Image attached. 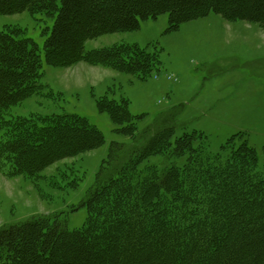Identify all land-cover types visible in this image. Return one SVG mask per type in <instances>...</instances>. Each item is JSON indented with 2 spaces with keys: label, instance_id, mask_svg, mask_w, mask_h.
Wrapping results in <instances>:
<instances>
[{
  "label": "trees",
  "instance_id": "16d2710c",
  "mask_svg": "<svg viewBox=\"0 0 264 264\" xmlns=\"http://www.w3.org/2000/svg\"><path fill=\"white\" fill-rule=\"evenodd\" d=\"M26 11L54 18L44 45L48 64L84 61L144 79L160 70L158 51L137 43L87 50L86 42L137 30L162 13L170 29L212 12L264 27V0H0V15ZM21 32L0 29V172L37 182L56 162L101 147L105 135L77 114L12 115L13 106L47 87L39 46ZM98 106L131 141L153 128L138 130L125 97L106 95ZM158 122L123 162L128 143H111L113 172L102 179L101 170L82 201L88 214L81 227L69 228L58 215L0 227V264H264V168L255 147L239 133L213 153L203 132L177 135L173 113Z\"/></svg>",
  "mask_w": 264,
  "mask_h": 264
},
{
  "label": "rangeland",
  "instance_id": "374dc122",
  "mask_svg": "<svg viewBox=\"0 0 264 264\" xmlns=\"http://www.w3.org/2000/svg\"><path fill=\"white\" fill-rule=\"evenodd\" d=\"M53 23V17L33 16L28 11L0 15V29L18 26L22 29L20 37L38 44L43 83L47 85L43 93L13 106L11 113L26 117L81 115L100 128L105 143L56 162L43 171L45 178L37 182L0 172V227L41 215H58L69 228L81 227L88 214L82 201L98 182L101 170L102 179L113 172L107 168L111 143H128L121 156L123 162L144 145L160 124L156 121L167 113L174 115L177 135L203 132L213 153L219 152L228 138L242 133L257 150L259 165L264 168V27L259 23L228 20L212 12L170 29L169 13H162L142 19L137 30L107 33L86 42L87 50L137 43L158 51L160 70L145 79L84 61L72 66L48 64L44 45ZM106 95L117 101L128 99L140 132L153 128L136 141L117 132L118 125L109 112L98 106V100ZM159 160L160 156L150 159L155 163ZM62 169L65 177L59 174ZM73 179L77 180L76 187L69 184Z\"/></svg>",
  "mask_w": 264,
  "mask_h": 264
},
{
  "label": "snow or ice",
  "instance_id": "6c2138e0",
  "mask_svg": "<svg viewBox=\"0 0 264 264\" xmlns=\"http://www.w3.org/2000/svg\"><path fill=\"white\" fill-rule=\"evenodd\" d=\"M164 10H166V9H164Z\"/></svg>",
  "mask_w": 264,
  "mask_h": 264
}]
</instances>
